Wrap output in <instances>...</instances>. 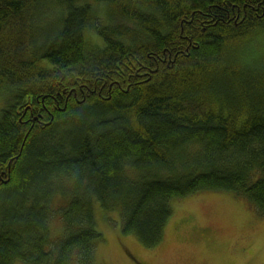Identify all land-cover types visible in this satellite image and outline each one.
Wrapping results in <instances>:
<instances>
[{
  "label": "trees",
  "instance_id": "trees-1",
  "mask_svg": "<svg viewBox=\"0 0 264 264\" xmlns=\"http://www.w3.org/2000/svg\"><path fill=\"white\" fill-rule=\"evenodd\" d=\"M263 39L264 0H0V264H95V206L144 248L197 192L264 217Z\"/></svg>",
  "mask_w": 264,
  "mask_h": 264
},
{
  "label": "rangeland",
  "instance_id": "rangeland-1",
  "mask_svg": "<svg viewBox=\"0 0 264 264\" xmlns=\"http://www.w3.org/2000/svg\"><path fill=\"white\" fill-rule=\"evenodd\" d=\"M259 45L264 57V39ZM4 105L0 97V109ZM169 206L163 240L151 248L121 233L117 212L95 206L96 228L103 237L95 264H136L132 257L141 264H264V217L245 200L225 191H205L171 200ZM50 230L53 236L61 234L57 219Z\"/></svg>",
  "mask_w": 264,
  "mask_h": 264
},
{
  "label": "flooded vegetation",
  "instance_id": "flooded-vegetation-1",
  "mask_svg": "<svg viewBox=\"0 0 264 264\" xmlns=\"http://www.w3.org/2000/svg\"><path fill=\"white\" fill-rule=\"evenodd\" d=\"M133 262H136V264H141L139 261H137L135 258H131ZM135 259V260H134ZM138 262V263H137Z\"/></svg>",
  "mask_w": 264,
  "mask_h": 264
}]
</instances>
